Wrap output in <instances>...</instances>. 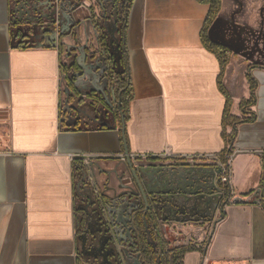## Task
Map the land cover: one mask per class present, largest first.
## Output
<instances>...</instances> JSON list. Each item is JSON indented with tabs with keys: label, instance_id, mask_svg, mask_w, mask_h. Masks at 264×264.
<instances>
[{
	"label": "crops",
	"instance_id": "1",
	"mask_svg": "<svg viewBox=\"0 0 264 264\" xmlns=\"http://www.w3.org/2000/svg\"><path fill=\"white\" fill-rule=\"evenodd\" d=\"M36 1L47 0H0V264H82L80 239L100 246L107 237L121 261L118 236L126 227L116 206L131 190L130 174L122 124L101 102L103 86L94 80L110 62L111 46L116 52L122 41L120 10L113 0H50L71 16L61 32L60 18L29 22L37 17ZM220 1L207 37L231 54L222 77L231 114L254 116L235 128L228 186L231 197L244 199L259 190L260 202L222 207V186L213 196L205 192L217 175L207 184L206 169L222 167L225 98L217 85L219 61L200 39L208 6L197 0H131L123 38L132 95L126 149L147 167L165 160L185 168L195 175V188L203 186L194 194H162L157 203L150 197L162 210L164 242L202 249L186 254L183 264H264V0ZM77 49H84L82 77L70 79L71 58L82 57ZM247 78L255 83V101L242 115ZM175 171L168 174L177 177ZM90 189L98 195L95 207L83 195ZM165 215L173 218L163 224Z\"/></svg>",
	"mask_w": 264,
	"mask_h": 264
},
{
	"label": "flooded vegetation",
	"instance_id": "2",
	"mask_svg": "<svg viewBox=\"0 0 264 264\" xmlns=\"http://www.w3.org/2000/svg\"><path fill=\"white\" fill-rule=\"evenodd\" d=\"M64 14L67 17H61L63 24H66L68 21L72 23L71 16L69 12H65ZM104 16V15H103ZM74 24V23H73ZM75 25V24H74ZM111 46V44H110ZM91 47V41H87L84 48L87 50L86 54H88ZM104 49V48H103ZM70 49L69 51H71ZM68 51V52H69ZM116 53L111 46V55L112 58L110 62H105L103 67H100V74L96 73V78L94 80L100 81L102 83V88L105 91V96L101 98V102L110 109V112L114 114V105L116 103L112 102L111 93L116 92V82H117V75L119 74L117 70H120V67L114 66V62H116ZM119 55V53H118ZM72 56V52H69L67 58ZM93 60V56L90 58ZM88 61V59H86ZM86 67V72L92 73L90 67H87L88 63L84 64ZM89 66V65H88ZM69 69L72 70L75 76L70 77L72 78H80L82 77V72L79 71V67L76 63V59L71 58V62L69 65ZM91 71V72H90ZM76 73H81L80 76L76 77ZM118 73V74H117ZM78 75V74H77ZM69 85V83H68ZM87 94L93 97V87L88 85L87 87ZM131 157V156H130ZM141 161L136 159H131V163L133 164V169L136 171V177L138 179L139 184L142 186V189L145 192L147 198L148 208L144 205L141 191L139 185L137 184L135 178L131 174V170L128 167L129 171V181L127 184L130 185V191L127 195L123 197L125 202L122 203L119 201L117 204V208L123 209V215L125 217L124 223L126 227V231L118 236V241H120L122 246V253H121V261L118 259L117 254L115 253V248L110 238H106L102 245H97L92 241H84L82 238L80 239L81 242L78 246V261L82 264H163L162 257L164 254L173 251L175 248L184 247V246H172L171 243H165L163 239V233L159 230V222L158 219H161L162 215L159 214L162 210L159 209L157 204L151 202V198L153 197L157 203V198L160 199L162 194H173L177 192L183 193H198L200 192L199 189H202V185L200 188H195L192 180L196 179L195 175L190 174L185 168H178L176 165H168V167H147L146 165L140 164ZM127 164V162H126ZM128 166V165H127ZM175 166V167H170ZM177 168L178 175L177 177H172L175 169ZM207 175L205 177L207 184L210 182V177L213 178V174H215L216 168L209 167L206 169ZM177 172V171H175ZM209 173V174H208ZM169 175V176H168ZM171 176V177H170ZM192 179V180H191ZM206 184V185H207ZM191 186V187H190ZM221 187L219 183V175H215L212 181L211 186L207 188L205 191L208 196L215 194V189ZM203 190V189H202ZM84 197L87 201L94 206L95 202H97L98 195L96 191L89 190L85 192ZM222 206V202L219 203ZM95 207V206H94ZM111 216V221L113 218L112 211L115 207L114 201H110L108 203ZM186 215V214H185ZM164 219L162 220L163 224L167 222L169 219H172L171 216H163ZM193 217H187L186 219H191ZM203 218V216H202ZM199 220V218H196ZM201 219V217H200ZM127 247L130 249L131 253H127ZM150 259V260H149Z\"/></svg>",
	"mask_w": 264,
	"mask_h": 264
},
{
	"label": "trees",
	"instance_id": "3",
	"mask_svg": "<svg viewBox=\"0 0 264 264\" xmlns=\"http://www.w3.org/2000/svg\"><path fill=\"white\" fill-rule=\"evenodd\" d=\"M197 1L199 3L205 4L206 6H208V13L204 21L201 35H200L201 42L209 52L215 55V57L218 59L219 64H220L221 72L217 79V85H218V89L220 93L225 98V108H224L223 119H222V130H223L222 135H223V140L226 146L224 150L217 156V160L221 163L222 167H224L227 171L228 159H229V156L232 155V148L230 144L235 137V128L237 125L241 123L253 121L254 116L253 114H250L248 118L242 119V118L235 117L231 114L232 101L222 85V77H223L225 68L230 61L231 54L228 49L220 45H216L212 43L207 37V31L209 27L212 25L213 21L215 20L218 12L220 11L221 1L220 0H197ZM113 2L116 6H118V9L120 10L119 22H120V33L122 36V41L120 42V45L116 50V53H119L118 59L120 62L119 63L120 70H119L116 87H115L116 103L114 105V115L116 116L117 120L123 126V124L125 123L127 119L128 104L132 98L131 85H130V82L128 80V75H127L128 55H127V50L125 47V42L123 40L124 35H125V28H126V17H127L130 4H131V0H113ZM100 38L103 44L105 39L102 36H100ZM247 81L249 84L250 95H249L248 100H242L239 103V109L242 115L246 114L245 112L246 109L253 106L254 101H255V96H254L255 83L253 82L251 78H247ZM117 102L120 103L119 106L117 105ZM227 129H230V132L228 134H227ZM120 142L123 143L122 133H121ZM262 186H263V180H261L260 182V188ZM223 192H224V195L222 199L223 201L222 205L224 202L227 201L228 198L231 197V190L229 189V186L227 184L223 186ZM251 193L247 195H250ZM191 252H202V249H197L194 247H179V248H175L171 252L164 254L161 259L163 261V264H183L184 256Z\"/></svg>",
	"mask_w": 264,
	"mask_h": 264
},
{
	"label": "water",
	"instance_id": "4",
	"mask_svg": "<svg viewBox=\"0 0 264 264\" xmlns=\"http://www.w3.org/2000/svg\"><path fill=\"white\" fill-rule=\"evenodd\" d=\"M35 5V6H34ZM34 7H35V10H34V15L37 14V17L34 18V19H31L29 20L30 23H38L40 20L42 19H46V21L48 22H51L52 24H55L56 21L58 20V23H59V18L61 19V17L65 16L67 17V15L64 14V11H63V7L60 5L58 6L56 3L54 2H51L50 0H47L46 2H43V3H38L37 1L34 3ZM27 6L25 5L24 8H26ZM38 7H43V12L45 11H48V13L42 15L41 12L38 11ZM70 22L68 21L62 28H61V32H64V31H67L69 28H70ZM60 36V33L58 31V29L56 28L55 31H54V39L53 41L54 42H58V37ZM77 52L80 54V56H82L81 58L78 57L76 59V63L77 65H79L78 61H83L85 60L84 59V49H77ZM111 55V54H110ZM117 62H114V64L116 65ZM100 95H105V92L100 90ZM111 99H112V102H115L116 101V97L114 95V93H111ZM119 102H117V105L119 106ZM68 110L71 109V107H67ZM121 133H122V140H123V150H124V153L122 155V159L125 160L127 162V165L129 167V169L131 170V174L132 176L135 178L137 184L139 185V188H140V191H141V196H142V199H143V202H144V205L146 206V208H148V204H147V198H146V195H145V192L144 190L142 189V186L139 184L138 182V179L136 177V171L133 169V164L131 163V157L126 149V142H125V138H124V124L122 126V130H121ZM230 149V148H229ZM222 172V169H218L217 172H215L217 175H220ZM169 176V175H168ZM171 177V176H170ZM259 193L260 191H256L254 193H252L251 195H249L248 197H246V199L242 198V197H239V196H233L230 198L227 199L226 202L223 203L222 207L227 203V202H230L232 204H258L260 202V199H259Z\"/></svg>",
	"mask_w": 264,
	"mask_h": 264
},
{
	"label": "built area",
	"instance_id": "5",
	"mask_svg": "<svg viewBox=\"0 0 264 264\" xmlns=\"http://www.w3.org/2000/svg\"><path fill=\"white\" fill-rule=\"evenodd\" d=\"M233 155V154H232ZM232 155L231 156H229V159L231 160V158H232ZM132 159H136L134 156L133 157H131ZM228 159V162L230 161ZM221 169H222V172H221V174L219 175V183H220V185L223 187L224 185H228V181H229V179H228V175H227V172H226V169L224 168V167H221Z\"/></svg>",
	"mask_w": 264,
	"mask_h": 264
},
{
	"label": "rangeland",
	"instance_id": "6",
	"mask_svg": "<svg viewBox=\"0 0 264 264\" xmlns=\"http://www.w3.org/2000/svg\"><path fill=\"white\" fill-rule=\"evenodd\" d=\"M87 85H90V84H88L87 83ZM242 84H238V87H237V94H242ZM102 111H103V113L104 114H107L108 116H109V112H108V110L106 109V108H104V107H102ZM230 160V159H229ZM165 161V160H164ZM164 161H161V163L160 164H162V165H158V166H162V167H168V164H166ZM128 179H129V177H128ZM128 179H127V181H128ZM172 246H173V244H171ZM127 253L128 254H130L131 253V251H130V249L127 247ZM132 254V253H131Z\"/></svg>",
	"mask_w": 264,
	"mask_h": 264
}]
</instances>
